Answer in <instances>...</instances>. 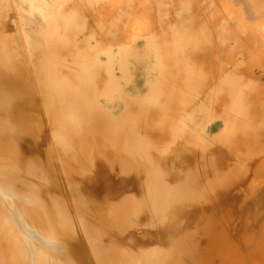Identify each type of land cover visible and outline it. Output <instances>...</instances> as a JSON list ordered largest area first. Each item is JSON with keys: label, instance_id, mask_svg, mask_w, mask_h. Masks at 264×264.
Masks as SVG:
<instances>
[{"label": "bare ground", "instance_id": "1", "mask_svg": "<svg viewBox=\"0 0 264 264\" xmlns=\"http://www.w3.org/2000/svg\"><path fill=\"white\" fill-rule=\"evenodd\" d=\"M0 264H264V0H0Z\"/></svg>", "mask_w": 264, "mask_h": 264}]
</instances>
